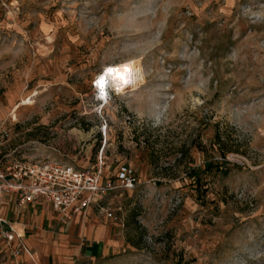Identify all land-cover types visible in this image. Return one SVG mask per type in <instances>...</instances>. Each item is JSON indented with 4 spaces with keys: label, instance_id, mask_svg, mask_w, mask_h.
Returning <instances> with one entry per match:
<instances>
[{
    "label": "rangeland",
    "instance_id": "obj_1",
    "mask_svg": "<svg viewBox=\"0 0 264 264\" xmlns=\"http://www.w3.org/2000/svg\"><path fill=\"white\" fill-rule=\"evenodd\" d=\"M51 160L136 177L80 264H264V0H0V163Z\"/></svg>",
    "mask_w": 264,
    "mask_h": 264
},
{
    "label": "crops",
    "instance_id": "obj_2",
    "mask_svg": "<svg viewBox=\"0 0 264 264\" xmlns=\"http://www.w3.org/2000/svg\"><path fill=\"white\" fill-rule=\"evenodd\" d=\"M104 207L99 200L68 220L43 199L20 205L15 194L5 193L0 199V231L11 228L15 234L13 241H6L8 264H80L103 258L120 243ZM19 240L28 251L14 254Z\"/></svg>",
    "mask_w": 264,
    "mask_h": 264
},
{
    "label": "built area",
    "instance_id": "obj_3",
    "mask_svg": "<svg viewBox=\"0 0 264 264\" xmlns=\"http://www.w3.org/2000/svg\"><path fill=\"white\" fill-rule=\"evenodd\" d=\"M100 166V161L91 169L55 160L36 163L16 161L4 166L0 163V199L5 193L15 194L20 205L43 199L62 218L70 220L117 188L135 189L137 181L131 167L120 168L116 180L107 181L102 178ZM104 213L108 218H115L109 207H104ZM0 233L7 242L14 240L11 228ZM22 251L28 250L19 240L14 254Z\"/></svg>",
    "mask_w": 264,
    "mask_h": 264
},
{
    "label": "snow or ice",
    "instance_id": "obj_4",
    "mask_svg": "<svg viewBox=\"0 0 264 264\" xmlns=\"http://www.w3.org/2000/svg\"><path fill=\"white\" fill-rule=\"evenodd\" d=\"M125 67V72L121 74L120 76V79L122 80L123 82V85L124 86H127L128 84L132 83V80H133V76H134V73H133V70L128 67V66H124ZM107 71V70H106ZM103 75V82L101 83L99 81V78L97 81H94V87L97 88L98 90V96L100 97L101 100H106L107 98V95H108V90H109V87H110V82L112 81L111 80V77L107 74H102Z\"/></svg>",
    "mask_w": 264,
    "mask_h": 264
},
{
    "label": "clouds",
    "instance_id": "obj_5",
    "mask_svg": "<svg viewBox=\"0 0 264 264\" xmlns=\"http://www.w3.org/2000/svg\"><path fill=\"white\" fill-rule=\"evenodd\" d=\"M124 66H128V65L110 67V68H107L106 69L107 71L105 70L104 73H103V74H107V75H109L111 77V80H112L116 90H119L120 87L123 85V82L120 79V76L126 70ZM98 78H99V81L102 83L103 82V78H104L103 75H100ZM98 78L96 79V81L98 80Z\"/></svg>",
    "mask_w": 264,
    "mask_h": 264
},
{
    "label": "bare ground",
    "instance_id": "obj_6",
    "mask_svg": "<svg viewBox=\"0 0 264 264\" xmlns=\"http://www.w3.org/2000/svg\"><path fill=\"white\" fill-rule=\"evenodd\" d=\"M122 65H128L133 70L134 76H133L132 83L128 84L127 86L122 85L119 90H116V88L114 87V84H113L112 81L110 82V86H112L118 94L121 93L122 91H124L128 87L136 86V84H134V78H135V76H137V72L138 71H137V68H136L135 64L130 60V61L122 62L120 64L107 65V66H105L103 68V71L99 74V76L102 75L107 68L117 67V66H122ZM30 103H32V99L31 98H29L27 100H23V104H30Z\"/></svg>",
    "mask_w": 264,
    "mask_h": 264
},
{
    "label": "trees",
    "instance_id": "obj_7",
    "mask_svg": "<svg viewBox=\"0 0 264 264\" xmlns=\"http://www.w3.org/2000/svg\"><path fill=\"white\" fill-rule=\"evenodd\" d=\"M218 142H220V139L219 138H218ZM226 152H228V150H225V151L224 150H221L222 157H225Z\"/></svg>",
    "mask_w": 264,
    "mask_h": 264
}]
</instances>
